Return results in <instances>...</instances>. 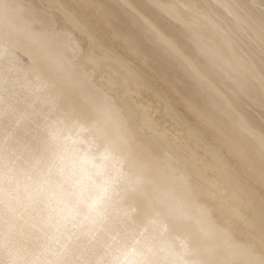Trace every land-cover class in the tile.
<instances>
[{"label": "bare ground", "instance_id": "bare-ground-1", "mask_svg": "<svg viewBox=\"0 0 264 264\" xmlns=\"http://www.w3.org/2000/svg\"><path fill=\"white\" fill-rule=\"evenodd\" d=\"M106 1L117 3L118 10L112 9ZM124 2L27 0L33 13L25 15V20L35 21L37 28L45 27L50 21L71 37V43L61 37L51 44V59L45 62L39 79L28 70L31 63L28 51L21 47L15 53L12 78L7 84L0 82V149H7L13 158L19 157L15 175L19 182L18 193H14L18 199L13 201L15 211L0 219L3 247L0 252L19 250L41 260L51 258L50 253L65 247L77 253L88 248L94 259L104 254L102 232L89 234L71 224L65 226L50 211L47 202H40L36 197L34 182L28 179V175L34 177L32 166L38 155L34 146L46 134V125L51 123L48 117L56 114L57 107L67 96L78 91L73 84L78 79L79 69L72 44L88 49L93 37L103 42L111 58L96 71L95 80L96 86L113 101V130L122 131L121 125H128L134 139L127 152L131 159L143 161L145 186L179 201L185 219L183 227L173 228L164 216L132 199L121 201L113 215L129 221L135 219L141 231L147 228L149 233L161 238L165 247L179 254L191 247L193 236L202 230L231 227L238 222L236 214L247 215L253 203L257 209L259 207L264 195L258 169L261 129L256 128L248 116L236 112L229 95V92L240 93L241 99L251 103L246 105L254 113L257 107L264 109L260 103L259 45L252 39L259 30V11L252 14L243 7L251 0H193L204 19L193 32H186L162 10L150 9L177 40L178 48L195 57L199 73L193 74L200 76V82L189 84L181 77L189 72L180 69V63L174 66L170 62V57L175 56L150 46L151 42L142 36L139 27L121 7ZM164 2L171 4L181 0ZM214 51L222 52L237 65L253 66L255 72L229 75L217 71L210 58ZM19 53L27 57V64L19 61ZM7 55L0 49V60ZM220 80L230 83L224 84L223 89ZM208 96L213 101L211 109L204 106V98ZM149 113L161 130L173 134L167 147L145 127L144 120ZM216 117L224 119V127L213 123ZM243 126L254 129L256 135L241 133L239 129ZM176 132L181 134L178 142ZM64 134L78 141L75 147L82 156L98 157L91 132L75 128L65 130ZM242 143L249 149H246L248 153ZM241 154L255 162V173L242 161ZM96 162L101 161L97 158ZM109 167H112L111 162ZM129 170L138 171L126 165L125 171ZM12 188H17L15 182ZM235 237L240 243L252 239L242 227L235 230ZM256 240L258 243V236Z\"/></svg>", "mask_w": 264, "mask_h": 264}, {"label": "snow or ice", "instance_id": "snow-or-ice-1", "mask_svg": "<svg viewBox=\"0 0 264 264\" xmlns=\"http://www.w3.org/2000/svg\"><path fill=\"white\" fill-rule=\"evenodd\" d=\"M91 6V5H90ZM121 7L139 27L142 36L160 52L178 57L181 67L189 73H199V65L191 54L184 53L177 46V40L164 28L150 9H160L169 19L181 25L186 32H193L195 26L204 17L193 0H181L179 3H165L164 0H125ZM239 7V5H237ZM243 7L252 14L259 11V30L253 41H258L260 56V103L264 107V0H251ZM33 9L27 0H0V45L7 58L0 63V82L7 84L13 75L16 62L15 53L21 47L28 51L31 63L28 70L39 79L46 61L51 59L50 47L63 37L71 43V37L61 32L50 21L43 28H37L31 16ZM75 52L78 79L73 81L78 91L66 97L57 107L56 114L48 117L51 123L46 125L45 136L38 139L34 146L38 154L36 164L32 166L36 197L47 202L50 211L55 213L67 226L79 227L89 234L102 232L105 236L102 247L104 254L94 259L89 249L73 252L65 247L61 251L50 253L51 258L41 260L25 252L8 250L0 252V264H264V195L261 196L258 209L250 205L247 215H237L238 222L231 227H218L202 230L193 236L191 247L183 253H176L162 243L156 234L147 228L140 230L137 221L122 219L113 215L121 201L132 199L143 207L169 220L173 228L184 226L185 212L182 204L170 195L153 188L149 190L143 179V161L131 159L127 152L134 134L128 125H121L122 131L112 128L114 104L111 98L97 86L95 75L105 60H110L102 41L93 37L88 49L72 44ZM213 67L223 73L252 74L255 68L248 64L237 65L223 56L222 52L210 53ZM158 137L162 146L172 141L173 134L161 130L150 119V113L144 120ZM80 128L88 130L94 137L93 143L97 155L90 158L81 155L75 147L78 141L65 130ZM241 133L255 136V130L247 126L239 129ZM180 133L174 134L176 141ZM260 146L259 177L264 184V129L258 137ZM99 158L101 161L97 163ZM249 170L256 171L255 162L246 154H241ZM19 157L7 149H0V219L13 213V201L18 199V181L15 178ZM109 162L112 167H109ZM179 162V160H177ZM138 169L133 172L125 171ZM53 177L56 179L53 180ZM17 188H12L13 183ZM31 198V197H30ZM55 201V206L52 202ZM245 228L252 237L240 243L235 237L237 228ZM258 236V243L256 237ZM95 246V245H94Z\"/></svg>", "mask_w": 264, "mask_h": 264}, {"label": "rangeland", "instance_id": "rangeland-1", "mask_svg": "<svg viewBox=\"0 0 264 264\" xmlns=\"http://www.w3.org/2000/svg\"><path fill=\"white\" fill-rule=\"evenodd\" d=\"M106 3H107V5H109L112 9H115V10H118V4L116 3H113V2H108V1H106ZM248 37V36H247ZM3 45H0V49L1 50H3V47H2ZM150 46L152 47V48H154L155 46L151 43L150 44ZM4 51V50H3ZM18 59H19V61L21 62V61H23L22 63L24 64H27L28 63V59H27V57L26 56H24L23 54H21V53H19L18 55ZM22 58V59H21ZM170 58H172L171 60H170V62H172V64L175 66L177 63H180L179 61H178V59H176L175 57H170ZM21 59V60H20ZM4 60H5V58H2L1 60H0V62H4ZM180 69H183V68H180ZM180 72L182 73V72H184V71H182V70H180ZM178 73V72H177ZM196 76V77H195ZM181 77H182V79L185 81V82H188L189 81V84H191V83H193V82H197L198 84H199V79H200V76H198V75H195V74H193V73H189V74H186V73H183L182 75H181ZM219 82H221L222 83V88L223 89H225V85L224 84H229L227 81H222V80H220ZM220 84V83H219ZM202 95H204V94H202ZM229 95H230V98H231V103H233V106H234V108L236 109V112L239 114V115H241V116H243V117H247V118H250L251 119V121L253 122V125L256 127V128H258V129H264V109H262V108H255L256 109V111H255V113L254 112H252L249 108H248V106L246 105V103L247 104H251L247 99H245V98H243V99H241L240 97H241V94L240 93H238V94H234V93H232V92H229ZM199 98V97H198ZM199 100V99H198ZM204 100H205V102H206V104L205 103H203V102H201L202 104H205L204 106H206V107H209V109H211L212 107H210L211 105V103H213V101L210 99V97L208 96L207 98H204ZM215 102H217V101H215ZM207 103H208V105H207ZM253 114H255V115H253ZM219 118H221V117H216V118H213L214 119V121H213V123L215 124V125H217V126H221V127H224L223 125V121L222 120H224V119H219ZM227 128V127H226ZM248 141H246V143H247ZM242 145V147H243V149L247 152V150L246 149H248L245 145H244V143H242L241 144ZM249 150V149H248ZM248 153V152H247ZM251 156H253V153L251 154ZM258 169H259V167H258ZM3 249V247L0 245V251Z\"/></svg>", "mask_w": 264, "mask_h": 264}]
</instances>
